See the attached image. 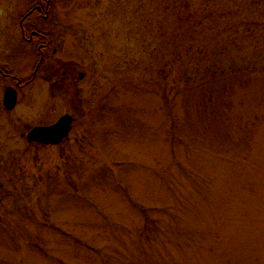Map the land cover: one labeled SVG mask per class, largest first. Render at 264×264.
Returning a JSON list of instances; mask_svg holds the SVG:
<instances>
[{
  "label": "rangeland",
  "instance_id": "1",
  "mask_svg": "<svg viewBox=\"0 0 264 264\" xmlns=\"http://www.w3.org/2000/svg\"><path fill=\"white\" fill-rule=\"evenodd\" d=\"M0 1L21 54L26 0ZM38 26L74 72L3 108L0 264H264V0H59ZM65 112L60 144L20 138Z\"/></svg>",
  "mask_w": 264,
  "mask_h": 264
},
{
  "label": "flooded vegetation",
  "instance_id": "2",
  "mask_svg": "<svg viewBox=\"0 0 264 264\" xmlns=\"http://www.w3.org/2000/svg\"><path fill=\"white\" fill-rule=\"evenodd\" d=\"M59 0H26V9L22 11L18 15V23L17 27L20 30L21 34V39L22 42L28 46L25 50L23 49V53H18V49H10L7 53L1 52L0 49V86L1 89H3L2 94H0V127H4V121L6 118V111H11L16 107L17 105V99H18V94H19V89L26 84H29L33 82V78H35L36 74L39 71H42L45 69L46 71H49L50 74L43 79L47 80L48 82L52 81L54 84L57 85V88L60 91H67L69 93V86L71 85L70 83V78L72 76V73L74 72L70 68L65 69L62 66H58L59 64L54 61H52V58H48V52L50 48V40H49V35L45 33L44 31L39 30V22H46L50 18V12H52V8L56 5V3ZM67 1V0H66ZM69 1V0H68ZM1 3V1H0ZM31 50V51H30ZM32 51L35 52L34 55H36V63L34 66V69L32 71V76L27 79L22 81L20 78H18L13 72L9 71V66L14 63L15 58L21 56H25L28 52L30 54ZM51 54L56 53V49L52 48ZM28 54L27 56H29ZM65 65V64H64ZM83 73H79L78 77H82ZM8 87H11L15 90L16 93V99H15V104L11 108H7L4 103V94L6 92V89ZM1 92V91H0ZM3 108L6 111H3ZM70 115L69 113L65 112L63 115ZM61 115V116H63ZM60 116V117H61ZM72 118L71 121V129L74 123V117L70 115ZM58 117V118H60ZM56 119V121L58 120ZM56 121L53 122H47V123H37L30 127L28 130L20 134V138L25 139L28 143H34L38 145H48L51 146L53 144H44L38 141H33L29 140L27 137L28 132L35 127L38 126H50L54 124ZM70 129V131H71ZM70 131L68 132L67 136L65 137L57 144H60L65 138L68 137ZM3 133V131H1Z\"/></svg>",
  "mask_w": 264,
  "mask_h": 264
},
{
  "label": "water",
  "instance_id": "3",
  "mask_svg": "<svg viewBox=\"0 0 264 264\" xmlns=\"http://www.w3.org/2000/svg\"><path fill=\"white\" fill-rule=\"evenodd\" d=\"M3 97L4 105L7 108L13 107L16 99L15 90L8 87ZM71 121V116L64 114L50 126H34V128L28 132L27 137L29 140L38 141L44 144H56L60 142L65 135L67 136L71 128Z\"/></svg>",
  "mask_w": 264,
  "mask_h": 264
}]
</instances>
